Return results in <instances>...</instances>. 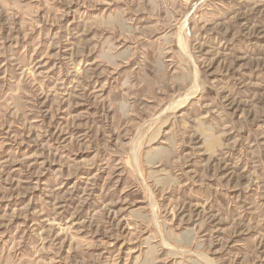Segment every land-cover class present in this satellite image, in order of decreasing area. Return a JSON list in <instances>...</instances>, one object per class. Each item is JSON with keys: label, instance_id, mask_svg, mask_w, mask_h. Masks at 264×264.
I'll list each match as a JSON object with an SVG mask.
<instances>
[{"label": "rangeland", "instance_id": "obj_1", "mask_svg": "<svg viewBox=\"0 0 264 264\" xmlns=\"http://www.w3.org/2000/svg\"><path fill=\"white\" fill-rule=\"evenodd\" d=\"M0 264H264V0H0Z\"/></svg>", "mask_w": 264, "mask_h": 264}, {"label": "bare ground", "instance_id": "obj_2", "mask_svg": "<svg viewBox=\"0 0 264 264\" xmlns=\"http://www.w3.org/2000/svg\"><path fill=\"white\" fill-rule=\"evenodd\" d=\"M189 99V98H188Z\"/></svg>", "mask_w": 264, "mask_h": 264}]
</instances>
